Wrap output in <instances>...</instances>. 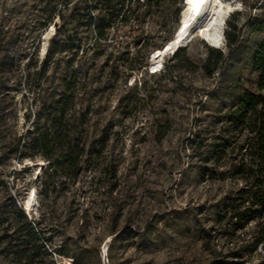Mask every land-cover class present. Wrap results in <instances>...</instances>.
Returning a JSON list of instances; mask_svg holds the SVG:
<instances>
[{
	"label": "rangeland",
	"instance_id": "rangeland-1",
	"mask_svg": "<svg viewBox=\"0 0 264 264\" xmlns=\"http://www.w3.org/2000/svg\"><path fill=\"white\" fill-rule=\"evenodd\" d=\"M235 1L241 7L228 16L240 12L234 18L241 37L229 50L225 25L220 30L223 62L210 58L208 41L194 29L183 50L155 71L149 56L173 38L183 0H130L105 39L86 24L89 16L97 23L104 15L99 1L0 0V264L235 261L215 221L233 184L220 179L207 145L241 90L259 93L249 57L264 32L249 27L264 17V0ZM45 42L46 52H60L43 72ZM75 77L67 92L65 82ZM62 95L67 112L60 133L75 140L79 158L53 174L32 150L19 158V140L38 116L46 122ZM33 188L38 206L28 214L23 203ZM26 221L42 231L35 250L17 232ZM263 260L260 244L242 264Z\"/></svg>",
	"mask_w": 264,
	"mask_h": 264
},
{
	"label": "trees",
	"instance_id": "trees-1",
	"mask_svg": "<svg viewBox=\"0 0 264 264\" xmlns=\"http://www.w3.org/2000/svg\"><path fill=\"white\" fill-rule=\"evenodd\" d=\"M95 1L103 4L104 15H100L97 23L89 16L86 24L94 28L98 39H105L107 28L114 19L125 15L130 0ZM238 13L240 12H232L225 21L224 38L229 50L239 44L241 37L240 28L237 27V20L234 18ZM249 28L253 33H263L264 17L251 22ZM182 48L179 47L174 54L183 50ZM206 48L210 58L215 56L217 62L225 60L219 48L211 46ZM58 52L60 51L52 49L46 52L42 61L43 72ZM210 58L205 63L209 75L213 70ZM249 63L257 73L259 93L242 89L236 103L223 117L220 134L207 145L208 161L214 170L219 172L220 179H229L233 184L231 190L222 197L221 208L215 219L220 235L229 248L228 254L235 260L229 264H238L237 262L242 264L247 254L256 251L260 244L264 245V37L254 46ZM77 71L78 69L72 70L73 76ZM75 84L76 77L73 78V82L66 81V91L72 92ZM64 96H60L48 109L46 122L41 123L42 117L38 116L37 120L33 121V128L26 131L22 142L19 140L22 147L19 158L27 157L26 151L32 150L35 156L42 155L49 161V167L54 168L53 174H57L63 164L75 167L79 158V153L73 149L75 140H63L60 133L61 123L67 112ZM63 146L66 148H62ZM17 212L26 219L22 210ZM20 231L25 232L26 246H30L32 250L40 246L42 231L37 228L35 222L26 221L23 227L17 230ZM121 234H124L123 230L116 236ZM245 238H251L252 241H244ZM58 254L68 258V254L63 251H58ZM258 264H264V260Z\"/></svg>",
	"mask_w": 264,
	"mask_h": 264
},
{
	"label": "bare ground",
	"instance_id": "bare-ground-1",
	"mask_svg": "<svg viewBox=\"0 0 264 264\" xmlns=\"http://www.w3.org/2000/svg\"><path fill=\"white\" fill-rule=\"evenodd\" d=\"M183 11L180 16L179 25L175 32L176 36L169 39L165 45L160 48L154 49L150 56L149 61L153 70H159L163 65V60L168 54L174 53L179 47L184 46L191 38L194 29H198L201 38L208 41L209 45L220 48L223 44V37L220 32L224 27L226 17L230 10L239 9L240 3L233 0H201L200 3L190 2V0H183ZM54 28L51 27L50 31L46 34L45 40L53 33ZM47 42L44 43L42 48V55L46 53ZM42 163V162H41ZM39 163L38 165H41ZM31 162L27 166H31ZM42 169H39V172ZM38 201L36 198L35 189H30L29 193L23 203V208L28 214L36 209ZM112 239H109L111 241ZM108 241V242H109ZM103 247V252L107 251V244ZM57 264H72L69 259L58 261Z\"/></svg>",
	"mask_w": 264,
	"mask_h": 264
},
{
	"label": "water",
	"instance_id": "water-1",
	"mask_svg": "<svg viewBox=\"0 0 264 264\" xmlns=\"http://www.w3.org/2000/svg\"><path fill=\"white\" fill-rule=\"evenodd\" d=\"M176 35H177V32H175V33H174V36H176ZM166 43H167V42H166ZM208 44H209V43H208ZM164 45H165V44H164ZM210 46H211V45H210ZM211 47H213V46H211ZM214 48H216V47H214ZM43 166H44V165H43V164H41V165H40V168L42 169V168H43Z\"/></svg>",
	"mask_w": 264,
	"mask_h": 264
},
{
	"label": "snow or ice",
	"instance_id": "snow-or-ice-1",
	"mask_svg": "<svg viewBox=\"0 0 264 264\" xmlns=\"http://www.w3.org/2000/svg\"><path fill=\"white\" fill-rule=\"evenodd\" d=\"M190 2H196V3H200L201 0H190Z\"/></svg>",
	"mask_w": 264,
	"mask_h": 264
}]
</instances>
